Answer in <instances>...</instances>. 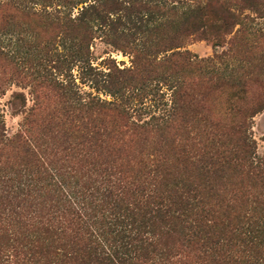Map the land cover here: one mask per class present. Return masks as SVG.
<instances>
[{"label":"trees","instance_id":"obj_1","mask_svg":"<svg viewBox=\"0 0 264 264\" xmlns=\"http://www.w3.org/2000/svg\"><path fill=\"white\" fill-rule=\"evenodd\" d=\"M184 1L188 9L183 13L177 10L174 0H166L163 8L156 11L150 1L145 0L71 1L73 9L83 5L78 15L70 14L65 19L67 33L63 40L70 43L72 48L70 45L69 48L73 50L64 56L63 67H55L54 62L48 61L38 73L40 80L50 82L53 86L50 91L59 98L54 113L40 128L50 132L64 127L75 138L83 140L90 161L89 182L96 194L102 191L101 199L91 198L89 208L82 206V221L90 234L85 242L75 244L73 238L77 237V232L73 229L71 233L60 230L50 242L38 236L20 247L19 261L14 264H148L152 261L151 255L159 254L154 232L156 222L174 224L182 232H188L184 234L188 242L197 240L210 249L219 246L224 249L225 245L239 240L253 246L256 244L253 236L264 233L263 215L251 217L237 212L236 205L227 202L218 192L219 181L226 179L228 173L231 177L246 175L264 182V157L254 155L253 141L248 136L251 119L264 109V102L257 100L255 105L242 106L240 114L230 121L234 130L242 131L244 137L237 149L220 142L202 156L193 157L191 162L183 151L175 148V138L170 137L171 131L187 128L220 130L228 127L224 124L227 117L222 114V104L217 113H213L204 105L205 100H201L208 98L210 91L206 80L183 86L180 75L190 72L194 75L203 59L179 49L189 40L206 41L213 48L228 46V56L242 55L249 44L248 39L240 35L241 28L252 15L255 16L253 21L264 20V0H198L193 5L188 3L192 0ZM54 6L59 10L60 5ZM55 20L61 21V16H56ZM108 32L116 38L106 39V43L124 54L135 55V52L123 47L121 38H129L136 44L137 62L147 63L143 72L140 68L135 71L136 64L124 71H112V68L100 71L92 66L90 48L94 35L101 34L100 38H104L108 37ZM263 37L264 28H261L254 39ZM58 39H62L60 34L51 45L54 53L60 50ZM259 55L240 56V69L226 98L237 97L232 93L237 84L241 83L242 88H247L248 84L263 85L259 75L264 74L263 57ZM4 62L2 58L0 82ZM205 62L213 63L211 58ZM75 68L79 69V77L73 74ZM151 68L157 70V75L149 74ZM81 86L111 100H103L93 93L84 95ZM163 88L174 94L171 107L161 102ZM5 94L6 89L0 84V98ZM16 96L19 98V93ZM41 99L37 95L32 108L35 114L29 116L25 130L13 138L4 133L0 106V193L3 196L0 213L28 204L35 190L50 199L56 197L63 204L60 185L54 183L51 187L42 183L37 186L41 182L35 181L44 176L53 178L46 170V159L32 150L38 147L32 137L33 130L39 126L36 116L42 118L45 110ZM154 100L157 107L151 104ZM226 103L229 102L226 100ZM226 110L235 109L230 104ZM53 118L57 119L56 123ZM11 145L15 150L24 151L28 158L14 156ZM182 164L190 168L188 175L175 174ZM112 178L122 185L114 189L116 183ZM155 182L158 183L154 185ZM98 184L100 187L96 188ZM237 185L241 186L242 182L232 188L233 201L241 188ZM87 198L90 197L86 195L83 200ZM88 209L91 212L88 213ZM93 209L96 211L92 212ZM92 213L94 217L102 214V234L91 232ZM29 245L32 252H25L24 248ZM230 261L264 264V255L255 256L253 247L237 248L228 252L225 262Z\"/></svg>","mask_w":264,"mask_h":264},{"label":"rangeland","instance_id":"obj_2","mask_svg":"<svg viewBox=\"0 0 264 264\" xmlns=\"http://www.w3.org/2000/svg\"><path fill=\"white\" fill-rule=\"evenodd\" d=\"M71 1L74 0H0V61L2 58L5 61L4 66H1L4 67L1 70V74L4 75L1 76L2 82L0 84L6 89V94L0 98L4 133L7 137L13 138L19 132L25 130L29 116L35 114L32 108L35 107L36 97L37 95L41 96L40 102L44 101L45 110L42 118L39 115L36 116L39 126L33 130L32 137H34V144L38 147L34 149L31 147V149L46 159V170L49 174L52 173L53 178L44 176L43 178H35V181L41 182L37 186L45 184L52 187V184L56 183L60 185L62 196L64 195V197H60L63 203L61 204L56 197L50 199L44 193L35 190V196L28 199L30 200L28 204L0 213V264L18 262L20 258L19 249L22 245L38 236L39 238L45 237L50 242V239L55 236L54 234L62 229L67 230L68 233H71L72 229L77 232V237L73 238L75 244L85 242L90 234H87L84 227L86 223L83 224L82 221L83 217L81 215L84 213V210H81L82 206L85 204L88 207L87 204L92 199L96 201H98L97 198L101 199L102 191L100 194H96V190L92 188L89 182L90 161L87 149L82 145L83 140L75 138L71 132L63 129L64 127L55 128L50 132L40 128V125L46 119L48 120L49 115L52 116L54 113L57 108L56 104H59L57 103L59 98L55 97L56 95L50 91L53 88L50 82L44 79L40 80L38 73L42 72L48 61L54 62L55 67H63L64 56L73 50L69 48L71 44L63 40L64 35L67 33L65 19L69 18L70 14H73V16L78 15V10L83 5L73 9L70 7ZM148 1H150L151 7H154L153 10L156 11L157 8H163L162 6L166 0H145V2ZM174 1H176L175 6L179 12L183 13L188 9L184 4L186 3L184 0ZM196 2L198 0H192L188 3L193 5ZM54 5H60L59 10ZM58 15L61 16V21L55 20ZM254 17L253 15L250 16V19L241 28L242 34L240 35L247 38L249 44V48L242 55L236 53L234 56H228L226 54L229 50L228 46L213 48L212 44L206 41L191 42L189 40L183 48L179 49V51H188L203 59L196 67L194 75L191 72L180 75L183 86L194 84L200 79L206 80L210 91L208 98H201V100H205L204 105L213 113H217L219 106L222 104V114L225 113L227 117L224 124L228 125L226 129L220 130L199 127L197 129L187 128L179 132L171 131L170 137L175 138V148L178 151H183L191 162L194 161L193 157L202 156L211 146L214 144L217 146L220 142L231 149L232 147L237 149V144L242 143L244 137L242 131L234 130V126L230 121L238 113L240 114L242 106L250 107V105H255L257 100L264 102V74H259L263 82L261 87L248 84L246 85L247 88H242L240 83L237 84L238 87L232 89V93L237 97L231 100L225 96L234 84V78L240 69V56H249L252 53L253 57H257L260 54L263 57L264 66V52L261 53L264 50V37L259 40L254 39L255 34L261 28H264V20L256 19L253 21L252 18ZM238 29L239 27H237ZM59 34L62 39H58L60 50L57 52L60 54L51 51V45ZM101 36V34L94 35L95 39L90 48V60L94 68L100 71H107L108 68H112V71H116V69L124 71L132 69L136 64L135 71L137 72L140 68V71L143 72L144 65L147 66V63L137 62L139 57H137L136 50L139 49L136 44H132L129 38H121L120 44L128 48L130 52L131 50L135 52V55L131 53L124 54L106 43V39L116 38L111 32H108L107 36L109 38L106 36V38H100ZM209 58L212 59L213 63L205 62ZM156 71V69L151 68L148 72L150 75H157ZM62 72L66 74L65 71ZM79 73L78 68L73 70L76 77H79ZM81 87L84 95L93 93L94 96H99L103 100H111L106 95L96 94L87 86ZM17 93H19V98H16L18 97L16 96ZM163 94L164 97L161 102L168 104V107L173 106L174 94L172 91L163 88ZM246 95L248 98L245 97ZM258 96L259 99H256ZM152 99H155V97ZM226 100L229 103H226ZM147 103L150 104L149 101ZM151 104L157 107L156 100L152 101ZM230 104L233 105L235 110H226L230 107ZM53 121L56 123L57 119L53 118ZM215 123L216 120L213 122V127ZM250 125L248 136L253 141L251 144L252 152L257 158H263L264 109L251 119ZM11 147L14 156L17 158L20 157L23 160L28 158L24 151L15 150L12 145ZM189 173L190 168L185 164H182L180 169L175 172V174L183 176ZM117 176L119 175L117 174L116 178H118ZM226 176L227 180L219 181L218 192L220 195L227 202L236 205L237 212L251 217L263 215L264 222V182L256 181L255 177L246 175H233L231 177V174L228 173ZM116 178H112L113 183H116L114 189L122 185V182L117 181ZM239 182H242V185H237L241 188L237 190L238 194L233 201L234 191L232 192V188ZM157 183L155 182L154 185ZM229 185L231 186L229 187ZM98 187H100L99 184L96 188ZM86 195L90 198L83 200ZM2 200L3 196L0 193V206ZM95 211L96 209H93L92 212ZM87 212H91L90 209ZM91 216L94 218L93 222L90 221L91 232L96 233V235L102 234V214L94 217V213H92ZM45 222L47 223L46 226H42V223L45 225ZM166 224L156 222L154 232L157 235L159 254L151 255L152 261H149L148 264H234L232 261L225 262L228 252L245 247L248 249L253 247L255 256L262 257L264 255V233L260 235L250 234L254 235L256 242L253 246L247 244L246 241L239 240L225 245L224 249L221 246L210 249L202 246V243L197 240L188 242L184 238V234H188L187 231L184 233L174 224ZM18 245V249H15ZM31 249L32 246L29 245L24 248V251L30 250L28 252H32ZM150 250L151 248L149 253Z\"/></svg>","mask_w":264,"mask_h":264}]
</instances>
